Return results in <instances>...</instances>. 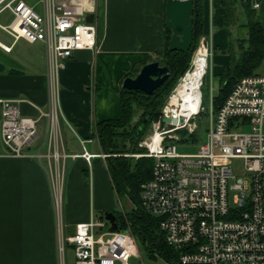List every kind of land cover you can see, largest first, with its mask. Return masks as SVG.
Returning <instances> with one entry per match:
<instances>
[{
	"label": "built area",
	"instance_id": "2783aa9c",
	"mask_svg": "<svg viewBox=\"0 0 264 264\" xmlns=\"http://www.w3.org/2000/svg\"><path fill=\"white\" fill-rule=\"evenodd\" d=\"M38 2L41 12L23 0H0V11L12 13L3 29L14 39L41 42L45 48L48 109H39L35 118L25 116L20 113V98H0V140L10 156L30 155L48 162L58 264H67L68 246L73 249L74 264H130L139 255L138 241L129 229L110 231L105 218L97 219L91 213L68 233L64 218L65 159L80 155L58 148L59 70L74 51L96 48V26L86 20L95 0ZM252 6L257 8L258 1ZM195 58L194 51L190 68L170 90L159 118L152 123L153 133L139 141L146 151L131 154L153 159L150 178L140 184V207L158 218V228L174 250L176 264H264V74L240 77L216 110L211 103L204 140L195 152L180 153L175 132L182 127L193 130L189 120L202 105L185 118L170 108V100ZM163 115L184 121L163 123ZM42 117L48 120L46 138L30 151ZM81 156L89 161L94 155L84 151ZM234 158L243 159L245 177L232 174ZM166 260L175 264L171 257Z\"/></svg>",
	"mask_w": 264,
	"mask_h": 264
},
{
	"label": "crops",
	"instance_id": "0c3cea01",
	"mask_svg": "<svg viewBox=\"0 0 264 264\" xmlns=\"http://www.w3.org/2000/svg\"><path fill=\"white\" fill-rule=\"evenodd\" d=\"M23 1L42 11L38 0ZM256 1V15L264 25V0ZM165 5L166 0H95L96 48L74 51L59 70L58 148L66 154L80 155L65 159L64 218L70 231L76 223L88 220L94 209L110 206L112 186L106 161L97 156L103 150L96 126L120 116L119 93L126 76H135L148 62L162 64L166 46ZM201 5L205 33L211 26V0H201ZM5 10L0 11V98H20V113L35 118L39 109H48L45 48L41 42L14 39L6 32L3 26L13 16L4 23L8 18L2 15ZM237 15L239 24H243L245 16L240 5ZM212 34L213 47L219 49L213 60L221 65L213 70L219 73L228 64L227 33L219 28ZM7 46L9 50L4 48ZM47 124L46 117L38 120V137L30 151L44 142ZM84 151L94 156L87 161L81 156ZM50 183L46 162L30 155L10 156L0 140V222L4 220L16 232L14 239L0 238V264L5 254L37 263L57 262Z\"/></svg>",
	"mask_w": 264,
	"mask_h": 264
},
{
	"label": "trees",
	"instance_id": "16d2710c",
	"mask_svg": "<svg viewBox=\"0 0 264 264\" xmlns=\"http://www.w3.org/2000/svg\"><path fill=\"white\" fill-rule=\"evenodd\" d=\"M254 0H211V27L223 28L227 33L225 51L228 54L227 67L220 73V85L213 95L216 110L231 90L233 84L242 76L258 73L264 61V25L257 18ZM198 15L193 36L194 50L183 53L169 49L170 30H165V51L162 64L169 67L170 78L150 94L139 90H128L120 87V116L97 123L96 135L103 152L110 154L106 166L112 183L117 190L123 189L135 204L133 210L123 216L121 212L112 211L116 216L119 230L129 229L136 239L146 244V248L158 255L171 257L176 264V254L169 247L158 228V218L149 215L140 207V184L149 179L153 159L146 156L134 158L112 154L144 153L146 149L137 147L146 128L159 118L161 108L174 82L188 69L192 55L198 47L199 38L204 35V17L201 0H197ZM238 5L243 8L245 22L239 24ZM232 27L238 31L244 28L243 34L232 37ZM191 138H194L191 135Z\"/></svg>",
	"mask_w": 264,
	"mask_h": 264
},
{
	"label": "rangeland",
	"instance_id": "374dc122",
	"mask_svg": "<svg viewBox=\"0 0 264 264\" xmlns=\"http://www.w3.org/2000/svg\"><path fill=\"white\" fill-rule=\"evenodd\" d=\"M35 10L40 11L38 7H35ZM2 15L4 17L6 16L8 17L6 20L3 21L4 23L9 22L12 17V14L10 13L8 9H6L2 13ZM237 18H238V15H237ZM237 22L239 23V21ZM210 28H211V31H210ZM217 29L219 28H212L211 26H208V29L205 31L204 35L199 38L198 47L195 50L196 58L194 59V62H195L196 67L201 71H205L206 68L203 64L207 63V60H206L207 52L209 56L208 63H207L208 67H207V72L203 77V85L201 87V92H202L201 110L199 113L195 114L189 120V123L194 127L193 130L190 131L188 130V127H182L176 130L175 132L178 135V141L175 143L177 145V151L180 153H193L197 150L200 142H202L205 138V131L208 125V114H209L211 103H212V109H215L213 102H211L210 98H211V94L216 95L218 91V88L220 85V74L219 73L222 72V70H220L219 73L213 70L214 67L217 68L218 66L219 67L221 66L217 62H214L213 60V57L219 55V49H217L216 46L213 47V40H212L213 38L212 33L215 32ZM243 32H244V28L242 27H239L238 31H235V28L232 27V37L233 38H235L237 35L240 37L243 34ZM204 40L208 41L207 49L202 43V41ZM190 66H191V61H190L188 68H190ZM258 73L264 74V61L259 67ZM179 78L174 82V84L172 85V88H174ZM211 87L213 88L212 93H210ZM152 123L148 128H146L140 140L146 138L148 135L153 133ZM191 135L194 138H191ZM139 141L137 143V147L145 149L144 146H141L139 144ZM182 143H184L185 145H182ZM131 154H143V153L134 152V153H128V154L124 153V154H112V155L113 156H118V155L128 156V157L134 158V160L138 158ZM107 157L105 158L101 157V158L104 161H106ZM41 162L42 163L46 162L48 166V162L45 161V159H43ZM51 164L53 165V163ZM51 169H53V167ZM231 169H232V174L235 176V178H243L246 175L245 169H244V162H243V159L241 158L232 159ZM66 172H67V164L65 162V173H64V183H63V209H64V204L66 202V195H65ZM110 184L112 186L111 187L112 197L110 195L108 196V201H109L110 206L108 209H102V210L94 209V216L97 219L102 220L104 218L103 217L104 213L108 211L109 212H112V211L121 212L123 216H127V214L130 213L135 207V204L133 203V201L129 198V196L123 189L119 188V190H117L114 184L112 183L111 179H110ZM53 211H54V208H53ZM54 227H55V223H54ZM67 231L68 233L72 232L68 229V227H67ZM54 232H55V228H54ZM15 233L16 232L13 229H11L10 225L6 224L4 220H3V223L0 222V238H2L3 240L14 239L13 234ZM137 241H138V255L139 256L137 258L131 259L130 264H171L163 256L158 255V253L146 248V244H144L141 240L138 239ZM0 256H3L2 252H0ZM4 258H2L4 260L3 264H49L46 261H43V263H37L36 261H33L31 259L23 258L24 260H22L15 256L9 257L6 254ZM55 264H58V263L55 262ZM67 264H74L73 249L70 246L67 247Z\"/></svg>",
	"mask_w": 264,
	"mask_h": 264
},
{
	"label": "water",
	"instance_id": "95a60500",
	"mask_svg": "<svg viewBox=\"0 0 264 264\" xmlns=\"http://www.w3.org/2000/svg\"><path fill=\"white\" fill-rule=\"evenodd\" d=\"M197 0H166L165 5V28L170 30L169 49L188 53L194 50L193 36L195 34V22L198 15ZM94 15L90 13L86 20L93 22ZM207 46V40L202 41ZM170 78L169 67L158 61L144 64L139 72L131 77L126 76L122 80V88L128 90H139L150 94ZM183 117H172L163 115V123H183ZM104 218L110 223L109 230L118 228L116 216L113 212H105Z\"/></svg>",
	"mask_w": 264,
	"mask_h": 264
},
{
	"label": "bare ground",
	"instance_id": "6f19581e",
	"mask_svg": "<svg viewBox=\"0 0 264 264\" xmlns=\"http://www.w3.org/2000/svg\"><path fill=\"white\" fill-rule=\"evenodd\" d=\"M206 64H203L205 68ZM205 71L199 70L194 62L192 68L186 73L184 81L177 87L170 100V108L177 114L187 118L199 110L202 105L201 87Z\"/></svg>",
	"mask_w": 264,
	"mask_h": 264
}]
</instances>
